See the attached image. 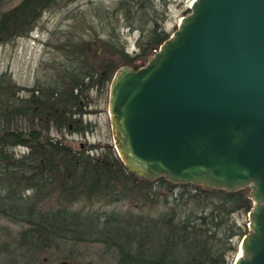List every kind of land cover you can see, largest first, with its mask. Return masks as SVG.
<instances>
[{
  "label": "trees",
  "instance_id": "obj_1",
  "mask_svg": "<svg viewBox=\"0 0 264 264\" xmlns=\"http://www.w3.org/2000/svg\"><path fill=\"white\" fill-rule=\"evenodd\" d=\"M59 4L24 0L2 13L0 46L28 37ZM96 8L98 22L85 14L79 29L72 25L60 43H48L60 57L47 66L52 72L44 81L21 88L0 73V218L24 226L17 243L33 264H45L41 256L66 243H101L117 264H234L249 231L236 217L253 208L249 188L140 177L109 143L75 149L51 134L52 128L88 131L82 120L90 91L109 88L123 65H145L171 37L165 11L152 0ZM111 16L140 32L134 56ZM23 89L29 95L19 98ZM19 119L27 129L17 127ZM20 147L26 150L18 154Z\"/></svg>",
  "mask_w": 264,
  "mask_h": 264
},
{
  "label": "water",
  "instance_id": "obj_2",
  "mask_svg": "<svg viewBox=\"0 0 264 264\" xmlns=\"http://www.w3.org/2000/svg\"><path fill=\"white\" fill-rule=\"evenodd\" d=\"M189 10L145 65L116 71L114 146L140 177L250 188L234 264H264V0H196Z\"/></svg>",
  "mask_w": 264,
  "mask_h": 264
},
{
  "label": "rangeland",
  "instance_id": "obj_3",
  "mask_svg": "<svg viewBox=\"0 0 264 264\" xmlns=\"http://www.w3.org/2000/svg\"><path fill=\"white\" fill-rule=\"evenodd\" d=\"M22 1L24 0H0V16L2 13L17 7ZM121 1L59 0V6L45 13L28 37L0 46V73L7 72L21 88H33L38 81H44L48 73L52 72L47 66L51 64L53 58L60 57L52 46H48V43H60L72 25L79 29L80 19L85 14H93V19L98 22L96 7H111ZM152 1L161 12L165 11L166 20L163 26L172 36L178 29L181 18L190 14L189 8L193 0ZM122 17L119 16L115 20L111 16L112 24L113 26L116 24V34L119 35L126 52L134 56L138 52L137 41L140 32H131L125 26ZM97 30L101 32L100 27ZM17 95H19V98H24L29 93L23 89L19 90ZM90 99L91 104L87 107L89 112L83 116L82 120L83 125L88 126L90 124L88 131L83 133L64 131L61 133L52 128L51 134L63 137L65 142L75 149L88 148L90 145L97 143H109L116 150L109 113V88L92 89ZM17 125L20 129L28 128L27 122L21 119L17 121ZM25 150L24 147H20L16 149V152L20 154ZM236 217L238 223L247 225L246 227L249 230V214L237 215ZM23 228L24 226L21 224L0 218V264H33L30 256L18 247V234ZM237 240L236 237L235 241ZM41 258L45 264H117L118 262L101 243L61 244L58 250L43 254Z\"/></svg>",
  "mask_w": 264,
  "mask_h": 264
},
{
  "label": "bare ground",
  "instance_id": "obj_4",
  "mask_svg": "<svg viewBox=\"0 0 264 264\" xmlns=\"http://www.w3.org/2000/svg\"><path fill=\"white\" fill-rule=\"evenodd\" d=\"M195 1H196V0H193V1H192L190 7L193 5V3H194ZM242 254H243V252L240 251L239 254L237 255V256H238V259H240V258L242 257Z\"/></svg>",
  "mask_w": 264,
  "mask_h": 264
}]
</instances>
